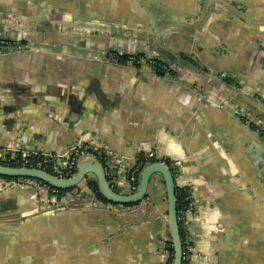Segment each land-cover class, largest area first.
<instances>
[{"label":"crops","instance_id":"0c3cea01","mask_svg":"<svg viewBox=\"0 0 264 264\" xmlns=\"http://www.w3.org/2000/svg\"><path fill=\"white\" fill-rule=\"evenodd\" d=\"M16 2L0 0V27L14 24L22 30L8 31L15 37L41 29L42 16L17 12ZM257 15L236 0H204L197 13L162 26L161 43L198 55L208 74L180 66L160 74L146 64L111 62L98 56L111 47L103 42L32 40L26 50L0 53V146L60 152L93 142L113 151L107 165L123 193L131 192L130 166L150 151L179 160L177 185H189L197 201L190 215L192 264H264V132L237 118L239 107L264 119V82L216 72L238 70L216 27L233 20L263 29L264 22H251ZM139 32H120L116 46L133 51L156 38ZM93 180L58 197L57 210L90 211L89 226L112 239H77L71 251H64V239H37L39 250L33 239H6L0 264H163L161 244L171 239L163 175L151 177L142 202L105 210L93 209L109 204L97 198ZM53 202L45 187L12 188L0 177V220L22 224ZM18 214L23 220H14ZM49 240L54 247L47 250Z\"/></svg>","mask_w":264,"mask_h":264},{"label":"water","instance_id":"95a60500","mask_svg":"<svg viewBox=\"0 0 264 264\" xmlns=\"http://www.w3.org/2000/svg\"><path fill=\"white\" fill-rule=\"evenodd\" d=\"M29 3H24L21 0H17L14 5V9L17 12H25L33 16L52 14L54 16L69 15L72 17H78L83 19H91L99 21L100 24L121 26L127 29L139 30L142 33H150L155 31L156 38L150 40L145 47L136 49L129 52L144 53L150 55H156L163 57L164 59L175 62L178 67H188L196 71H201L205 74L202 68L205 64L201 62L198 55L195 54H183L181 51L169 45L161 43L160 35L163 30L161 27H156V21L162 22L166 18L165 11H159L158 13H152L147 0H29ZM160 4L170 7L175 15L180 19L184 16H190L197 13L204 0H158ZM240 2L247 12H256L260 15L259 19L252 20L255 24L263 23L260 19H264V0H236ZM263 17V18H262ZM44 18V17H42ZM41 18V19H42ZM221 32L223 39L225 40L228 49L231 54H234V58L237 61L238 70L225 71L218 69L217 74L219 78H237L238 72L243 77L245 74H250L253 77L264 82V28H256L251 25L241 24L239 22L229 20L228 26L225 28L222 25L216 27ZM34 34L38 31L32 32ZM30 33V34H32ZM9 35H12L9 33ZM59 38H67L68 34H55ZM26 37L24 34L18 35L17 38ZM90 40L97 39L103 40V37L99 34L87 35ZM30 39V40H29ZM29 41H32L29 38ZM118 43L122 42L121 38L117 39ZM145 41V40H144ZM146 43V41L144 42ZM10 48L0 47V53H6ZM107 51H123L118 45L116 48L109 47L104 49ZM185 53V52H184ZM148 65L155 73L164 74L165 71L156 66ZM238 110H242L238 107ZM247 112V111H245ZM250 114V113H249ZM251 115V114H250ZM253 117V116H251ZM255 117V116H254ZM243 124L247 125L250 129L254 130L258 134L264 132V119L256 117L260 121H257L261 126V130L253 128L250 123L245 122L239 116L237 117ZM263 131V132H262ZM262 132V133H261ZM74 146V145H72ZM63 149L60 152L49 151L55 153L61 158L64 156H70L69 150ZM26 148V147H23ZM28 149V148H27ZM31 151L39 150L35 148L29 149ZM65 155H62L64 154ZM113 154V151L112 153ZM58 156V157H59ZM147 157V155L145 156ZM161 173L165 180L168 200V219L166 224L170 231L171 246L174 248L173 264H184V249L183 240L181 235V228L178 219V199L176 196V175L169 163L162 160L151 161L147 163L142 169L138 188L129 193L120 192L114 188L109 182V174L106 165L95 154L87 153L79 157L77 162L76 172L69 177H61L45 169L24 167V166H8L0 163V176L8 177H30L38 180H42L52 186L59 189H74L78 187L82 182L88 181V178L93 175L97 181L98 187L104 197L108 200L107 205L99 207L96 206L93 209H112L115 204H138L142 202L149 194V186L151 183V177ZM91 182V181H90ZM10 187H31L33 189L38 188L37 184L25 185L22 183L7 182ZM14 192H20L15 190ZM25 192V191H22ZM7 193V192H6ZM58 195V194H57ZM59 196V195H58ZM56 196V201L58 200ZM94 200L90 203V206L94 204ZM96 204V203H95ZM62 204L49 203L48 209L43 211H37L30 215V219L23 221L22 224L13 225L10 221L0 220V245L6 248V239H33L31 245L35 250H39L40 240L37 239H64V251H71L75 245L74 240L77 239H102L101 242H105L106 239H112L110 236L101 234L93 226L89 224L93 223V214L88 210H73V209H59ZM3 212H0L2 215ZM23 216L19 215L14 219L23 220ZM94 240V242H95ZM96 242H99V240ZM101 244V243H100ZM47 250L53 246L49 240ZM102 245V244H101ZM170 247V244L167 248Z\"/></svg>","mask_w":264,"mask_h":264},{"label":"built area","instance_id":"2783aa9c","mask_svg":"<svg viewBox=\"0 0 264 264\" xmlns=\"http://www.w3.org/2000/svg\"><path fill=\"white\" fill-rule=\"evenodd\" d=\"M16 45H19L17 41L0 37V47L14 49ZM111 52L113 51H105L104 53L98 52V56H102V58L111 62L122 63L126 66H140L149 64L151 66H156L160 69H163L165 72L169 73H174L175 71H177V69H179L178 65L175 62L164 59L160 56L144 53L123 54L122 52ZM237 114V116L242 118L245 122L250 123L251 125L255 124L257 126L255 128L261 130V126L259 125V123L255 121V119L252 118L248 112L238 111ZM71 149L73 150H69L71 153L70 156L68 155L61 158L55 153L40 149L31 151L23 147L0 146V163L8 166H24L45 169L52 173H55L58 176L69 177L76 172L79 157L83 154L91 153L95 154L101 161L105 163L109 174V182L114 188H116V175L114 176V173L111 175L107 165L108 159L112 153L110 149L99 147L93 142H80L72 146ZM62 155H65V153ZM158 160L167 162L164 158H158L154 151H150L145 160L139 159L132 163L129 170L131 191H134L138 188L140 175L144 166L151 161ZM179 162V160H174L169 165L175 171V168L179 164ZM2 179H4L5 182L10 181L15 183H22L25 185L37 184L38 187H45L54 197L58 196L57 194H59L60 192L59 188L35 178L16 177L11 179ZM180 186L187 189L186 187L188 185L183 184ZM187 190L189 192L188 202L181 208H178V219L185 231L186 250L184 251V264H192L191 250L193 249V245L191 241L190 226L193 218L190 215L196 212L197 201L193 195L192 188L189 186ZM164 264H173V259H168Z\"/></svg>","mask_w":264,"mask_h":264},{"label":"flooded vegetation","instance_id":"af4514ba","mask_svg":"<svg viewBox=\"0 0 264 264\" xmlns=\"http://www.w3.org/2000/svg\"><path fill=\"white\" fill-rule=\"evenodd\" d=\"M233 8H235V7H233ZM229 9H228V11L231 12L230 11L231 9L230 10ZM46 15H49V14L46 13ZM247 17H249V16H247ZM260 20L264 22V19H260ZM46 24H49L48 21L45 18L41 19L40 24H38V26H37L41 29L34 30V32L38 31L39 33L30 34V33L26 32L24 35L27 36V40H26V37L17 38L15 36H11L8 34V31H10V30H12L13 32H16V33L22 32V30H15L17 28L14 26V24L9 25L8 27L1 26L0 27V37L17 41V43H19V45H16V47H15V49L17 51H23V50L28 49V46H26V45H29V40H30L29 38H31L32 40H34L36 42L37 41L41 42V43L45 42V43H50V44H55V45L78 44V43L99 44V43L103 42L104 44L110 45L112 48L115 49L116 44H118L117 39L120 37L121 34H123L120 32H124V30L126 29V28L121 27V26L116 27V26L109 25V27H107L108 26L107 24H104V25L101 24V26H99L96 29H86L85 28L82 30L73 29L72 31H68L65 28H58V27L52 28L51 24H49L48 27H45L44 25H46ZM23 32H25V31H23ZM66 33L68 34L67 38H64V37L59 38L57 35H55V34H66ZM96 33L97 34H99V33L105 34L104 37H106V41L97 40V39L90 40L88 37H86L87 35H92V34H96ZM136 35H139V34L136 33ZM113 52H115V53L116 52H122L123 54L137 53V52H129V51H125V50L113 51ZM113 52H111V53H113ZM253 126L257 127L255 124H253ZM175 175H176V173H175ZM132 205H134V204H132ZM179 224H180L181 235H182V240H183V249L185 251L186 250V239H185V235L182 234L184 229H183L180 221H179ZM171 243H172V240L170 238H168V239H164L163 243L161 244V251L166 253V255H167V258L164 261V263L167 262V260L170 259L171 256L173 257V255H174V248H173V246H171ZM169 244H170V247L167 248V246Z\"/></svg>","mask_w":264,"mask_h":264},{"label":"rangeland","instance_id":"374dc122","mask_svg":"<svg viewBox=\"0 0 264 264\" xmlns=\"http://www.w3.org/2000/svg\"><path fill=\"white\" fill-rule=\"evenodd\" d=\"M147 5L149 6L150 10L152 13H158L159 11H165L167 14L166 18L162 20V22L156 21V27H161L163 28V25H166L167 23H174L176 20L179 18L175 15V12L170 8L165 5H162L159 3L158 0H147ZM44 17L49 24H51L52 28L58 27V28H65L68 31H72L73 29H96L99 26H101L99 21L96 20H91V19H83V18H78V17H72L69 15H59V16H54L52 14L42 16ZM49 24L44 25L45 27H48ZM163 26V27H162ZM109 27V25L107 26ZM127 29V28H126ZM129 31H136L133 30L132 28L127 29ZM140 33V32H139ZM155 31L150 32V36H154Z\"/></svg>","mask_w":264,"mask_h":264},{"label":"trees","instance_id":"16d2710c","mask_svg":"<svg viewBox=\"0 0 264 264\" xmlns=\"http://www.w3.org/2000/svg\"><path fill=\"white\" fill-rule=\"evenodd\" d=\"M43 19V18H42ZM43 26V25H42ZM167 163L171 164V162L173 161L172 159L168 158V157H163ZM141 160H145L146 157L142 156L140 158ZM2 177V176H0ZM4 178H7V179H11V178H14V177H8V176H4ZM91 183V187L95 193V195L97 196V198H99L100 200L104 201V202H108V200L104 197V195L101 193L99 187H98V184H97V181L96 180H93L90 182ZM187 189L189 188V185L186 187ZM185 189L184 187H181L180 185H177L176 186V196H177V199H178V208H181L182 206H184L187 202H188V190ZM71 189H63L61 188L60 189V192H59V198L62 197L63 194H65L66 191H69ZM127 205H132V204H127ZM185 232L183 231L182 234H184ZM170 259H173V257L171 256Z\"/></svg>","mask_w":264,"mask_h":264}]
</instances>
